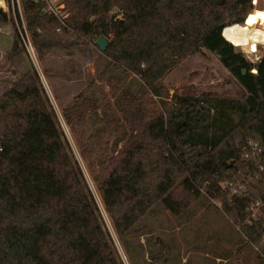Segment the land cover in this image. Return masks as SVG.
Wrapping results in <instances>:
<instances>
[{"label":"trees","instance_id":"16d2710c","mask_svg":"<svg viewBox=\"0 0 264 264\" xmlns=\"http://www.w3.org/2000/svg\"><path fill=\"white\" fill-rule=\"evenodd\" d=\"M252 1L62 0L54 11L20 0L39 61L65 54L74 67L59 73L82 76L76 53L104 60L62 111L130 264H157L162 218L188 222L205 202L220 203L240 249L264 264V55L249 60L223 34L249 20ZM204 50L243 98L169 92L164 78ZM0 264H124L31 69L0 97Z\"/></svg>","mask_w":264,"mask_h":264},{"label":"rangeland","instance_id":"374dc122","mask_svg":"<svg viewBox=\"0 0 264 264\" xmlns=\"http://www.w3.org/2000/svg\"><path fill=\"white\" fill-rule=\"evenodd\" d=\"M3 1L5 2V6L0 4V7L7 12L9 22L7 24L0 23V97L11 87V84L19 80L22 74L27 70H34L38 74L41 85L56 114L74 161L79 166L87 183L88 190L96 201L102 224L121 261L124 264H130L112 221L98 195L95 181L87 169L85 160L80 154L77 141L63 117V106L68 104L73 97L89 83V79L83 76L82 79L77 81L76 75H73L74 79H68L66 78L67 76H56V79H48V77L45 76L44 67L47 66L52 69L66 68V58L64 57V62H62V60H59L60 57L58 56V59L54 58L52 61L48 60L47 64L42 65V62L39 61L37 57L29 33L27 32L20 0ZM52 1L54 3L57 2V0ZM252 4L253 8L249 12L253 11L249 20L247 22L245 21L246 23H240V25H231L234 27L229 32L227 31L225 36L228 40L230 39L237 51L242 52L249 60L256 62L264 55V46L259 45V50L255 53H249L248 50L239 46L240 43L246 40L247 24L252 18H260L264 22V13L258 14V9L264 8V0H253ZM263 22L260 21L258 26L259 30L264 33ZM223 33H225V30ZM15 40H19L20 50L12 52ZM91 55L93 56V54ZM75 56L78 59V67L84 70L87 75L91 73L94 78H96L98 71L96 61L100 62L99 65L101 68L104 67V60L100 58V53L97 49H94V59H89L90 55L88 54L85 55L87 57L84 56L85 58L79 57L80 55L78 54H75ZM67 67L70 69L74 67V64L70 63ZM67 75L69 76L71 74ZM164 83L171 94L178 92L180 94L200 95L202 93L212 92L221 96L234 98H243L246 95L245 89L221 64L218 57L207 50L183 60L164 78ZM105 87L108 91L109 88L107 86ZM60 96L62 100H60ZM252 152L249 153L252 154ZM205 203V205L198 206V212L193 215V217L191 216L190 221L179 223V228L181 229L179 232L180 237L186 243L190 242V245L193 247L192 253L194 252L193 257L195 263L256 264L254 260L255 253L253 251L240 249V247H242V244L238 243L240 234L232 224V221L221 211L220 203ZM212 203L215 204V206L212 205ZM254 213H256V211ZM176 223L175 220V224ZM170 227L173 228L172 221L162 218V225L158 226L154 232L161 230V233H163L167 229H172ZM182 239L181 241H183ZM125 250L127 253L129 252L126 247ZM224 252L232 255L228 262L215 258L216 255H221Z\"/></svg>","mask_w":264,"mask_h":264},{"label":"crops","instance_id":"0c3cea01","mask_svg":"<svg viewBox=\"0 0 264 264\" xmlns=\"http://www.w3.org/2000/svg\"><path fill=\"white\" fill-rule=\"evenodd\" d=\"M236 25H240V24H236ZM242 25V24H241ZM235 26V25H234ZM234 26H231V27H229V28H227V29H224L225 30V33H224V35H226V32L228 31H230V30H232V28L234 27ZM226 37V36H225ZM227 38V37H226ZM228 39V38H227ZM230 40V39H229ZM76 55H77V53H76ZM58 56L60 57V59L59 60H62V62H64V59L66 58V61H65V63L69 60V56H65V54H62V55H53L52 57H50V58H46L44 61H42V65L43 64H47V61L48 60H50V61H52V60H54V58H57L58 59ZM75 56V55H74ZM93 56H94V53H93ZM92 55H90L89 56V59H94V57H93ZM95 56H97V55H95ZM65 57V58H64ZM79 57H82V58H85V57H87V56H79ZM75 58H76V56H75ZM97 58V57H96ZM77 59V58H76ZM77 63H78V59H77ZM63 64V63H62ZM41 65V66H42ZM78 65H79V63H78ZM45 68H48L49 69V71H50V74L48 73H46L45 72ZM79 69H81L80 67H78ZM65 68H62V69H52V68H49V67H47V66H45L44 67V73H45V76H47L48 77V79H56V76H59V77H64L63 76V74H60L59 73V70L61 71V70H64ZM55 70V71H54ZM65 71V70H64ZM66 73V72H65ZM64 73V75L65 76H67L66 78H68V79H74V76L72 75H67V74H69V73H67V74H65ZM83 76H84V78L86 77V74H85V72L82 74V76L81 75H79V76H76V79H77V81L78 80H80V79H82L83 78ZM50 77V78H49ZM92 77H94V76H92ZM53 81V80H52ZM60 100H62L61 99V96H60ZM171 221H172V223H173V228L172 227H170V228H172V229H170V230H165L163 233H162V237L166 240V242L168 243V245H169V247H168V249H167V251L161 256V258H159L158 260H157V264H196L195 263V261H194V257H193V253H192V250H193V247L190 245V242L189 243H186L181 237H180V234H179V232L181 231V229L179 228V223H176L175 224V220L173 219V218H169ZM177 225V226H176ZM236 228V227H235ZM236 230H237V228H236ZM181 239L183 240V241H181ZM184 244H183V243ZM186 243V244H185ZM187 245V246H186ZM245 250V249H244ZM228 254V255H227ZM232 257V255H230V253H222L221 255H216V259L217 260H221V261H226V262H228L229 261V259Z\"/></svg>","mask_w":264,"mask_h":264},{"label":"bare ground","instance_id":"6f19581e","mask_svg":"<svg viewBox=\"0 0 264 264\" xmlns=\"http://www.w3.org/2000/svg\"><path fill=\"white\" fill-rule=\"evenodd\" d=\"M2 6H5L3 0L0 1ZM259 45L264 46V33L259 30L258 23H248L246 40L239 44L240 47L248 50L249 53H255L259 50Z\"/></svg>","mask_w":264,"mask_h":264},{"label":"built area","instance_id":"2783aa9c","mask_svg":"<svg viewBox=\"0 0 264 264\" xmlns=\"http://www.w3.org/2000/svg\"><path fill=\"white\" fill-rule=\"evenodd\" d=\"M256 1V0H255ZM60 2H62V0H57V2L56 3H54L52 0H50V6H49V8L50 9H52V10H54V11H58V8L60 7V8H63L64 6H65V4L64 3H61L59 6H58V3H60ZM257 155H258V152H257V150H256V148L254 147L253 148V152H252V154H246V158L247 159H250V158H256L257 157ZM258 204V203H257ZM256 210H254L253 211V216H255V212Z\"/></svg>","mask_w":264,"mask_h":264},{"label":"water","instance_id":"95a60500","mask_svg":"<svg viewBox=\"0 0 264 264\" xmlns=\"http://www.w3.org/2000/svg\"><path fill=\"white\" fill-rule=\"evenodd\" d=\"M224 34V33H223ZM224 36V35H223ZM97 45L98 47L102 50V51H105L107 46H108V40L105 36H100L98 39H97ZM253 72H257L256 69H253Z\"/></svg>","mask_w":264,"mask_h":264},{"label":"snow or ice","instance_id":"6c2138e0","mask_svg":"<svg viewBox=\"0 0 264 264\" xmlns=\"http://www.w3.org/2000/svg\"><path fill=\"white\" fill-rule=\"evenodd\" d=\"M249 22L251 23V20Z\"/></svg>","mask_w":264,"mask_h":264}]
</instances>
